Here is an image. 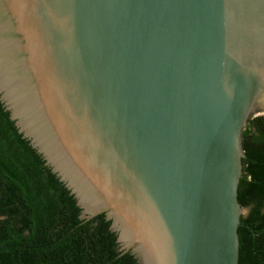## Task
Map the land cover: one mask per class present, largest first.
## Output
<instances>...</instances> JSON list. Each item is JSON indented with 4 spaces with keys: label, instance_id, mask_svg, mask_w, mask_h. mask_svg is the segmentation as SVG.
I'll list each match as a JSON object with an SVG mask.
<instances>
[{
    "label": "water",
    "instance_id": "obj_1",
    "mask_svg": "<svg viewBox=\"0 0 264 264\" xmlns=\"http://www.w3.org/2000/svg\"><path fill=\"white\" fill-rule=\"evenodd\" d=\"M264 0H0V130L104 264H239Z\"/></svg>",
    "mask_w": 264,
    "mask_h": 264
},
{
    "label": "trees",
    "instance_id": "obj_2",
    "mask_svg": "<svg viewBox=\"0 0 264 264\" xmlns=\"http://www.w3.org/2000/svg\"><path fill=\"white\" fill-rule=\"evenodd\" d=\"M241 143L239 264H264V114L248 119ZM0 264H104L89 226L66 222L1 130Z\"/></svg>",
    "mask_w": 264,
    "mask_h": 264
},
{
    "label": "rangeland",
    "instance_id": "obj_3",
    "mask_svg": "<svg viewBox=\"0 0 264 264\" xmlns=\"http://www.w3.org/2000/svg\"><path fill=\"white\" fill-rule=\"evenodd\" d=\"M247 213V209H244L243 210V214L245 215Z\"/></svg>",
    "mask_w": 264,
    "mask_h": 264
}]
</instances>
